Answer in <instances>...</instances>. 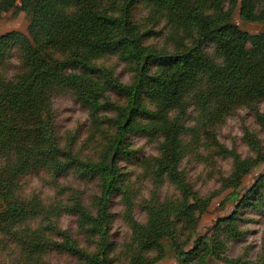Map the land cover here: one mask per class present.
I'll list each match as a JSON object with an SVG mask.
<instances>
[{"label":"trees","instance_id":"trees-1","mask_svg":"<svg viewBox=\"0 0 264 264\" xmlns=\"http://www.w3.org/2000/svg\"><path fill=\"white\" fill-rule=\"evenodd\" d=\"M135 3L147 8L148 24L165 22L172 49L145 44L153 30L134 21ZM12 10L25 12L29 22L26 33L0 34V248L9 242L19 249L17 264H44L48 250L67 252L84 264H107L112 249L107 239L108 205L118 191L132 231L128 264H148L151 251L163 254L162 240L174 246L181 264H206L210 255L222 259V236L242 235L237 226L240 209L247 205L264 210V175L230 215L218 219L210 239L199 237L184 251L177 238H191L210 197L193 189L180 161L200 148L206 154H197L205 159L230 156L232 171L220 182L233 189L264 161L254 134L246 132L254 152L247 157L220 143L215 134L239 107L250 109L264 128V112L258 107L264 97V0H0V17ZM236 11L263 27L256 33L242 30L234 20ZM206 44L212 45V55L204 50ZM14 50L19 55L15 71ZM107 55L130 66V82L121 81L113 68L101 63ZM108 89L122 96L123 103L110 102ZM58 90L71 91L98 128L103 122L99 110L115 111L108 118L115 133L107 135L96 159L80 157L73 136L60 145L52 108V95ZM189 104L195 113L187 123ZM132 132L158 140V154L141 160V178H151L157 187L166 177L179 192L174 198L154 192L144 199L145 222L131 216L136 193L129 183H122L118 161L132 153L126 143ZM40 169L53 178L69 172L96 178L95 211L76 192L50 205L37 194L21 193L22 176ZM61 210L77 215L78 227L95 238L96 251L81 247L67 231H59L60 240L54 238L55 217ZM241 264H264V255Z\"/></svg>","mask_w":264,"mask_h":264},{"label":"rangeland","instance_id":"rangeland-1","mask_svg":"<svg viewBox=\"0 0 264 264\" xmlns=\"http://www.w3.org/2000/svg\"><path fill=\"white\" fill-rule=\"evenodd\" d=\"M241 0H238L240 3ZM227 5L228 2H227ZM147 8L141 3H135L131 12L134 21L144 27H149L153 32L145 37V44L156 48L172 49L173 44L169 38L168 26L164 21L158 24H148L146 20ZM234 20L238 26L247 32L256 33L263 25L261 23L249 22L239 17L237 11ZM29 22L28 15L23 11H9L0 17V34L10 30H17L26 33ZM246 49H251L250 44H246ZM204 50L212 55V45H204ZM101 63L113 68L114 74L123 82L128 83L132 78L130 66L120 60L116 55L103 57ZM19 55L14 50L12 57L13 71L18 66ZM109 101L113 103H123V97L113 89L107 90ZM107 107H111L107 105ZM259 110L264 112V97L259 100ZM53 121L56 136L61 146L70 141L73 136L74 150L80 157L90 156L93 159L98 157L105 145L107 135L114 134L115 128H111V120L115 116V111L100 109L98 117L103 120L99 128L94 124L89 111L83 107L69 90H58L52 95ZM185 121L190 123L195 112L191 104L186 106ZM246 132L254 134L259 140L264 150V128L258 123L255 114L246 107H239L228 114L215 131L220 143L234 149L242 157L254 155L250 149ZM126 143L130 146L132 153L128 157L119 158V167L123 173L122 183L131 185L136 196L131 216L139 221H146V212L142 208V201L149 196L159 193L161 198H174L179 192L172 183L164 177L156 187L151 178H141L143 158L153 157L158 154V140L153 137L144 136L138 132L127 135ZM206 151L201 148L198 152H191L184 155L180 161L181 169H184L192 187L202 197H210L207 209L202 213L195 233L185 241L183 236L177 240L182 244L184 251L193 248L194 241L199 238L210 239L218 225V219L230 215L240 201V199L250 191L256 180L264 175V161L254 165L241 179L240 184L235 188L221 185V177H228L232 171V158L230 156L214 155L212 159H205ZM152 180V181H151ZM21 193L25 196L37 194L45 205L54 204L57 201H67L76 192L82 203L91 211H95V196L99 193V184L96 178L80 177L72 172L51 177L44 169L32 171L22 176ZM108 210L110 213L109 234L107 239L112 249L108 253L107 264H128L131 250L128 243L131 240V229L128 226L124 215L125 205L121 201L118 191L112 195ZM36 226L35 221L30 222ZM58 229L53 233L54 238L60 240L59 231H67L75 238L81 247H85L90 252L96 251V242L92 234H88L84 229L78 227L77 215L71 211L61 210L55 217ZM237 226L242 235L238 238L222 236L224 248L221 249L222 259L212 255L208 257L206 264H241L245 261L257 260L264 255V210L255 209L244 205L239 211ZM164 246L163 254L156 251L148 253L150 262L148 264H181L177 259L173 245L167 240H162ZM19 249L13 247L9 242L7 246L0 248V264H17L19 260ZM44 264H84L77 256L67 252L48 250L44 254Z\"/></svg>","mask_w":264,"mask_h":264}]
</instances>
